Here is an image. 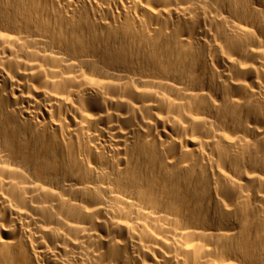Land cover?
<instances>
[{
	"label": "bare ground",
	"instance_id": "1",
	"mask_svg": "<svg viewBox=\"0 0 264 264\" xmlns=\"http://www.w3.org/2000/svg\"><path fill=\"white\" fill-rule=\"evenodd\" d=\"M0 264H264V0H0Z\"/></svg>",
	"mask_w": 264,
	"mask_h": 264
}]
</instances>
